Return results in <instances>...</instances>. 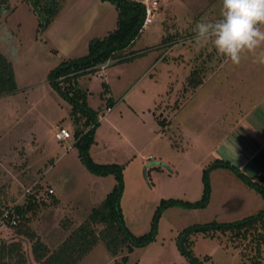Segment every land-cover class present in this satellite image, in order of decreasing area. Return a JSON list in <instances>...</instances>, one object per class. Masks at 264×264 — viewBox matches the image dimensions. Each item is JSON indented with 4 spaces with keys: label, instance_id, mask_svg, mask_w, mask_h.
Instances as JSON below:
<instances>
[{
    "label": "rangeland",
    "instance_id": "rangeland-1",
    "mask_svg": "<svg viewBox=\"0 0 264 264\" xmlns=\"http://www.w3.org/2000/svg\"><path fill=\"white\" fill-rule=\"evenodd\" d=\"M135 1H156V7L126 49L130 58L78 75L74 85L95 116L87 157L120 170L123 227L131 237L153 238L115 257L98 242L77 264H250L252 246L234 247L219 228L257 216L263 202L254 185L264 184L212 157L219 139H232L239 128L232 104L217 100L214 84L232 70L217 72L223 59L210 46H197L192 31L198 21L219 17L221 0ZM7 6L0 13V54L11 64L17 89L0 98V211L17 222L13 208L32 195L37 206L26 218L53 249L116 181L81 163L74 127L84 134L91 125H83L87 118L79 111L73 116L47 75L110 32L115 10L100 0H7ZM63 79L61 90L70 85ZM60 127L70 134L64 143L53 139ZM11 233L4 226L0 239Z\"/></svg>",
    "mask_w": 264,
    "mask_h": 264
},
{
    "label": "trees",
    "instance_id": "trees-1",
    "mask_svg": "<svg viewBox=\"0 0 264 264\" xmlns=\"http://www.w3.org/2000/svg\"><path fill=\"white\" fill-rule=\"evenodd\" d=\"M100 1L113 5L114 28L101 39L89 40L84 56L63 61L49 71L47 81L50 87L71 105L73 116L79 111L80 115L83 114L87 118V122L83 125L85 127L91 125V129L84 134L81 133L82 129L74 127L73 135L77 138L75 145L78 147V157L81 163L93 175L112 174L116 181L115 185L101 202L90 210L86 218L53 249L44 244L30 228V220L26 218V213L32 212L37 205L33 196L28 195L24 206H15L12 210L19 217L14 225L8 226L12 230V236L8 240L0 239V264H77L98 242L103 244L111 257H115L119 252L123 250L127 252L133 247L143 246L153 238L151 235L131 237L123 227L118 207L121 192L119 168L113 165H95L86 155L92 127L94 128L96 123L94 112L84 105L83 93L74 85L75 78L81 74L95 72L98 68L103 69L113 61L117 63L130 58V52L128 53L126 49L141 30L145 16L141 2L135 0ZM7 7V0H0V13ZM62 77L63 81H70V85L64 90L58 86V79ZM193 81L194 78L192 80L190 78L189 83L194 87L196 83ZM16 89L11 64L0 54V98L15 93ZM107 105L109 108L110 102ZM216 164L239 174L233 166L227 163L216 162ZM258 179L262 181L261 184H264L260 177ZM247 181L251 185L249 180ZM254 186L261 195L263 209L257 216L245 218L236 224L222 226L219 231L229 233L234 247L243 243H245L244 247L252 246L254 254L250 257V264H261L260 247L264 244V185L257 183ZM204 195L207 198V186ZM204 203L200 206L205 205ZM3 214L1 210L0 217ZM10 217L11 214H7L4 219L5 223ZM124 260L125 257L122 258L123 262Z\"/></svg>",
    "mask_w": 264,
    "mask_h": 264
},
{
    "label": "crops",
    "instance_id": "crops-1",
    "mask_svg": "<svg viewBox=\"0 0 264 264\" xmlns=\"http://www.w3.org/2000/svg\"><path fill=\"white\" fill-rule=\"evenodd\" d=\"M216 69L223 75L232 70L231 74L215 79L216 98L232 104L231 115L238 117L235 126L241 129L235 128L232 139L221 137L212 157L248 178L255 176L264 181L260 169L264 168V66L253 61L232 66L223 61ZM232 74L237 75L230 78Z\"/></svg>",
    "mask_w": 264,
    "mask_h": 264
},
{
    "label": "clouds",
    "instance_id": "clouds-1",
    "mask_svg": "<svg viewBox=\"0 0 264 264\" xmlns=\"http://www.w3.org/2000/svg\"><path fill=\"white\" fill-rule=\"evenodd\" d=\"M199 47L215 51L232 66L243 59L264 66V0H221L219 17L200 20L193 29Z\"/></svg>",
    "mask_w": 264,
    "mask_h": 264
},
{
    "label": "built area",
    "instance_id": "built-area-1",
    "mask_svg": "<svg viewBox=\"0 0 264 264\" xmlns=\"http://www.w3.org/2000/svg\"><path fill=\"white\" fill-rule=\"evenodd\" d=\"M144 6V11H145V16H144V20H143V24L142 26H147L151 23L150 17H151V12L153 11V9L156 7V1H144L141 2ZM109 109L107 108L106 111H108ZM53 138L57 143H64L67 139L70 138V134L69 132L64 129V128H57L54 133H53ZM52 194V190L48 189L47 190V195H51ZM7 214L6 212L0 217V230L1 228H3L4 226H12L15 224V219L14 218H9L7 221V223H4V219H6Z\"/></svg>",
    "mask_w": 264,
    "mask_h": 264
}]
</instances>
